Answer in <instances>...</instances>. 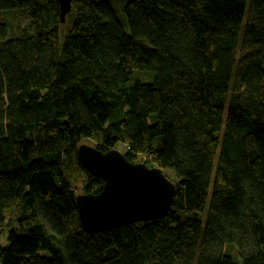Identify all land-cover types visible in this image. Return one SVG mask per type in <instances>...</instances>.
<instances>
[{"label":"trees","instance_id":"1","mask_svg":"<svg viewBox=\"0 0 264 264\" xmlns=\"http://www.w3.org/2000/svg\"><path fill=\"white\" fill-rule=\"evenodd\" d=\"M84 142L167 215L86 230ZM0 264H264V0H0Z\"/></svg>","mask_w":264,"mask_h":264},{"label":"water","instance_id":"2","mask_svg":"<svg viewBox=\"0 0 264 264\" xmlns=\"http://www.w3.org/2000/svg\"><path fill=\"white\" fill-rule=\"evenodd\" d=\"M74 0H58L64 23ZM77 160L91 176L103 182L97 195L75 199L79 220L91 232L104 231L140 222L156 221L170 211L175 185L156 168L127 161L118 150L103 153L81 145Z\"/></svg>","mask_w":264,"mask_h":264},{"label":"rangeland","instance_id":"3","mask_svg":"<svg viewBox=\"0 0 264 264\" xmlns=\"http://www.w3.org/2000/svg\"><path fill=\"white\" fill-rule=\"evenodd\" d=\"M126 1H128V0H126ZM84 143H85L86 145H90L89 142H84ZM117 150H118L120 153H123V151H124L122 147H117ZM165 175L168 176V178H169L170 181L173 180V178H172L170 172H169V173H165ZM172 182H173V181H172ZM77 192H78V193L80 192L79 189L77 190ZM1 244H2V245H5V244H6V240L3 239V240L1 241Z\"/></svg>","mask_w":264,"mask_h":264}]
</instances>
